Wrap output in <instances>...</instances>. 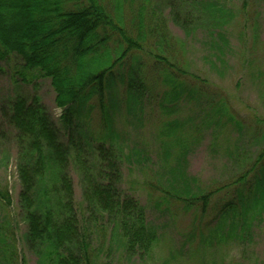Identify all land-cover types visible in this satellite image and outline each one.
Returning <instances> with one entry per match:
<instances>
[{
	"label": "trees",
	"instance_id": "1",
	"mask_svg": "<svg viewBox=\"0 0 264 264\" xmlns=\"http://www.w3.org/2000/svg\"><path fill=\"white\" fill-rule=\"evenodd\" d=\"M105 3L0 0V64L15 59L18 87L41 78L50 80L56 106L62 110L57 124L40 98L19 92L1 106L6 124L17 132L19 209L27 229L22 245L38 264H102L116 254L130 262L149 259L160 232L148 222L140 201L122 190L128 157L117 143L121 137L115 120L122 115L141 123L150 106L175 117L179 103L197 101L200 112L192 122L209 128L214 142L221 140L223 130L237 133L226 154L232 177L215 192H207L196 178L188 177L189 147L183 137L194 138L192 131L197 128L188 125L190 119H172L164 123L162 134L176 139L175 144L162 150L166 161L174 160L176 165L171 179L159 183L158 205L175 202L185 213L199 211L195 219L199 232L193 230L197 245L233 243L246 249L254 228L264 220V118L257 116L245 125L229 107L227 96L187 70L186 43L169 32L163 9H171L172 21L187 38L203 35L216 59L211 66L216 67L218 61L221 66L228 63L234 29L242 41L260 40L264 0H163V9L154 0ZM160 86L165 91L154 97ZM174 148L179 150L177 156H172ZM70 169L82 190L81 215ZM216 195L214 219L203 229L202 220ZM10 205L9 191L0 188V206ZM7 219L12 222L11 216ZM3 226L0 222L3 264H28L25 258L19 261L14 229L8 228L9 235ZM113 247L116 254L111 253ZM257 264H264V258Z\"/></svg>",
	"mask_w": 264,
	"mask_h": 264
},
{
	"label": "rangeland",
	"instance_id": "2",
	"mask_svg": "<svg viewBox=\"0 0 264 264\" xmlns=\"http://www.w3.org/2000/svg\"><path fill=\"white\" fill-rule=\"evenodd\" d=\"M113 1L117 2V0H106L105 4L111 6ZM154 1L160 7L163 4V0ZM124 16L129 22L127 7L124 9ZM163 16L173 37L186 43L187 52L184 53L186 55L184 59L189 63L187 70L191 74L207 79L214 86L213 88H218L219 93L227 96L230 101L229 107L245 125L253 122L257 116L264 118V15L261 18L260 40L253 42L251 37H245L242 41L239 30L234 29L230 37L233 51L227 57L228 63L221 66L218 61L219 66L216 67L211 66L216 59L211 57L210 46L205 45L201 33L187 38L184 30L172 21L171 9H163ZM15 65V59L0 64V188L7 189L11 198L9 207L0 206V222L7 230L14 229L11 232L14 233L20 263L25 258L28 264H38V258L22 245V238L27 229L19 209L21 184L18 177L17 132L6 124L2 117L1 106L19 92L40 98L41 104L57 124L62 110L56 106V94L50 80L41 78L31 85L16 86ZM163 91L165 89L161 86L155 88L154 97L161 95ZM200 107L201 104H197V101L184 106L183 103H179L177 115L174 117L165 115L157 106L152 108L150 106L141 123L139 121L132 123L122 115L115 120V128L121 137L117 143L122 145L128 157L123 167L122 190L138 199L145 207L148 222L159 229L160 241L146 261L140 262L134 259L130 262L123 255L116 254V248L113 247L111 253L115 252L116 255H112L109 259L104 258L102 264H224L225 262L257 264L259 258H264V220L254 228V237L246 249L233 243L219 247L207 243V247L204 248L200 244L197 245L198 239L196 241L193 239V235L196 237L193 230H197L196 227L199 225V221L195 220L199 211L193 209L185 213L180 204L175 202L158 205L156 195H158L159 183L161 185L164 180L171 179L172 170L176 165L174 160L166 161L165 150L164 152L162 150L163 146L167 148L168 145L175 144L176 139H167L162 134L164 123L172 119L177 118L180 121L190 119L188 125L197 128L192 131L194 138L192 134L183 137L189 147L185 165V173L188 177L196 178L199 186L207 192H215L227 184L232 177V168L227 164L226 154L227 148L233 145L237 133L223 130L221 140L214 142L209 128L202 126L197 120L192 122L191 118L199 115ZM93 119L98 123L97 112L94 113ZM248 141H250L249 137H247ZM247 142L244 144L245 147H249ZM252 150L254 152L258 148ZM173 151L172 156H177L179 150L174 148ZM70 174L74 180L77 212L81 215L85 207L82 205V190L79 179L72 169ZM175 180L177 182L179 179ZM210 201L209 214L202 220L203 229L204 225L214 219L217 195L211 197ZM8 216L12 218L9 224ZM212 226L214 224H210V228ZM11 232L8 230L9 235ZM203 232L207 233L206 230ZM103 236L105 234H101L100 237ZM106 236L105 244L110 234L107 233ZM109 250L110 248L106 247L105 251L109 252ZM0 264H3L1 254Z\"/></svg>",
	"mask_w": 264,
	"mask_h": 264
}]
</instances>
